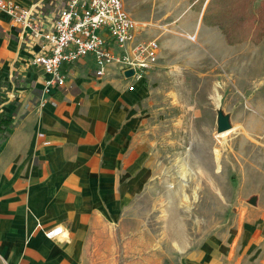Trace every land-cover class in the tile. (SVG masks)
<instances>
[{
  "label": "rangeland",
  "instance_id": "1",
  "mask_svg": "<svg viewBox=\"0 0 264 264\" xmlns=\"http://www.w3.org/2000/svg\"><path fill=\"white\" fill-rule=\"evenodd\" d=\"M123 1L136 40L157 38L160 52L131 103L142 164L129 197L93 227L89 264L264 263V150L254 139L264 145V132L242 137L250 115L264 125V0ZM256 68L246 98L237 95ZM219 111L231 127L217 137Z\"/></svg>",
  "mask_w": 264,
  "mask_h": 264
},
{
  "label": "crops",
  "instance_id": "2",
  "mask_svg": "<svg viewBox=\"0 0 264 264\" xmlns=\"http://www.w3.org/2000/svg\"><path fill=\"white\" fill-rule=\"evenodd\" d=\"M15 1L42 6L48 32L63 0ZM46 44L0 10V110L13 118L0 142V264H89L93 227L129 197L142 164L131 103L145 79L130 91L135 80L117 66L96 75L88 55L64 64L65 85L46 90L32 62ZM56 226L62 232L47 237Z\"/></svg>",
  "mask_w": 264,
  "mask_h": 264
},
{
  "label": "built area",
  "instance_id": "3",
  "mask_svg": "<svg viewBox=\"0 0 264 264\" xmlns=\"http://www.w3.org/2000/svg\"><path fill=\"white\" fill-rule=\"evenodd\" d=\"M0 10L23 29L29 28L35 36H43L47 44L32 58L41 65L47 76L45 89L64 86V64L91 55L95 74L104 75L109 66L125 71L133 69L128 90L136 88V81L152 68L159 57L157 38L136 40L137 22L127 11L123 0H66L58 9L51 29L43 32L44 12L38 4L22 5L15 0H0ZM62 226L49 228L47 237L57 236Z\"/></svg>",
  "mask_w": 264,
  "mask_h": 264
},
{
  "label": "bare ground",
  "instance_id": "4",
  "mask_svg": "<svg viewBox=\"0 0 264 264\" xmlns=\"http://www.w3.org/2000/svg\"><path fill=\"white\" fill-rule=\"evenodd\" d=\"M259 75H260V71H259V69L258 68H256V70H255V73H253L252 75H250V76H247L246 77V80H245V83H244V85H242V87H241V89L238 87V86H236V88L238 89V92H237V95H241L242 97H245L246 98V96H247V93L249 92V91H247V89H249V88H247L248 86L249 87H251L252 85H255V83L257 82V80H258V78H259ZM230 80V79H229ZM233 82H235L236 83V81H233ZM229 85V83H227V84H225L224 86H223V88H226L227 86ZM236 94V93H235ZM219 95H218V98H217V100L219 99ZM249 101V100H248ZM248 105L249 106H251V104L248 102ZM257 106H258V104H257ZM261 107V106H260ZM256 109H258V108H256ZM259 111L260 112H262V113H264V107H261V110L259 109ZM247 118V117H246ZM230 131V129H228V130H224V131H221V132H218L217 134H216V136L217 137H220V136H224L225 134H227L228 132ZM264 132V125H263V123H262V121L260 120V119H257L255 116H253V115H250L249 117H248V119H247V121H246V123H245V128H244V130H243V135H242V137H244V138H246V139H250L251 137V135H257L258 133H263ZM240 135V134H239ZM254 136V137H255ZM258 138V137H257ZM213 139V138H212ZM241 139V138H240ZM255 139V143H256V147H260L261 148V150H264V145L263 144H261V140L259 141L258 139H256V138H254ZM263 139V138H262ZM263 141V140H262ZM252 143V142H251ZM214 144V143H213ZM207 148H209L210 147V144H208L207 146H206ZM213 151H214V154H215V157H216V159H218L219 158V156H220V154H221V149L219 148V147H217V146H215V148L213 149ZM227 153H228V155H233L234 156V158L237 160L238 158H240L243 162H246V163H249V161H248V159L245 157V155H246V153H244V152H240V154L238 155L237 153H234L231 149H228L227 150ZM264 153V152H263ZM235 154H237V158H236V155ZM208 161H210L209 160V157H206L205 158V160H204V162H208ZM219 162V161H218ZM220 177V176H219ZM179 197V196H178ZM177 196H176V199H179ZM170 199V198H169ZM185 199V198H184ZM197 199V198H196ZM174 201V200H173ZM181 208H183V207H181L178 203H176V205H171V206H169V210L171 211V212H178L179 210H181ZM191 210H192V208H191ZM168 213V212H167Z\"/></svg>",
  "mask_w": 264,
  "mask_h": 264
},
{
  "label": "water",
  "instance_id": "5",
  "mask_svg": "<svg viewBox=\"0 0 264 264\" xmlns=\"http://www.w3.org/2000/svg\"><path fill=\"white\" fill-rule=\"evenodd\" d=\"M131 74H133V69H128L125 71V75L126 76H130ZM231 127V123L229 120V117L225 114H223L222 111L218 112V120H217V129L218 132L227 130L228 128ZM251 203H255L256 202V197L253 196L252 198H250L249 200Z\"/></svg>",
  "mask_w": 264,
  "mask_h": 264
},
{
  "label": "trees",
  "instance_id": "6",
  "mask_svg": "<svg viewBox=\"0 0 264 264\" xmlns=\"http://www.w3.org/2000/svg\"><path fill=\"white\" fill-rule=\"evenodd\" d=\"M0 101L2 99L0 98ZM13 118L0 110V142L5 139L9 133L8 128L12 125Z\"/></svg>",
  "mask_w": 264,
  "mask_h": 264
}]
</instances>
